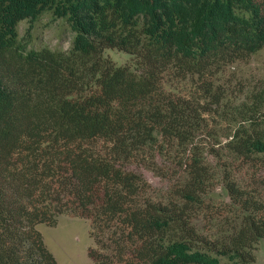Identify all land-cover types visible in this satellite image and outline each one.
Segmentation results:
<instances>
[{
  "label": "trees",
  "instance_id": "obj_1",
  "mask_svg": "<svg viewBox=\"0 0 264 264\" xmlns=\"http://www.w3.org/2000/svg\"><path fill=\"white\" fill-rule=\"evenodd\" d=\"M44 10L66 49L18 35ZM262 46L264 0H0V264H60L35 225L66 211L88 218L93 264H251L263 205L229 173L208 201V154L264 162V87L233 103L212 78ZM167 68L190 89L165 90ZM166 144L182 176L162 199L129 164L165 175Z\"/></svg>",
  "mask_w": 264,
  "mask_h": 264
},
{
  "label": "rangeland",
  "instance_id": "obj_2",
  "mask_svg": "<svg viewBox=\"0 0 264 264\" xmlns=\"http://www.w3.org/2000/svg\"><path fill=\"white\" fill-rule=\"evenodd\" d=\"M17 29L18 35L25 39L29 45L35 47L46 45L51 48L66 49L74 34L64 18H52L49 10L42 11L31 20L29 18L19 20ZM103 54L118 64H132L134 61L132 53L116 47H105ZM212 78L215 84H219L224 89L225 100L233 103L245 99L252 90L263 88L264 46L245 59H237L223 65ZM191 82L190 76H179L174 73L172 68H167L163 72L162 85L165 90L184 93L190 89ZM196 139L202 140L201 142L205 144H208L207 140H209L204 134H199ZM147 149L146 151H149ZM208 158L212 167L220 170V175L215 179L211 191L213 198L209 197L208 201H216L221 198L229 200L223 188V175L229 173V176L237 184L248 190L263 205L262 210H264V162L262 160H247L231 155L217 160L210 154H208ZM175 159L174 147L166 144L162 153L156 155L157 162L166 172L165 175L155 173L145 165L144 161L133 162L129 166L141 173L149 182L151 190L148 192H151L152 196L165 199L169 188H171V182H176L182 176V170ZM35 226L40 230L44 244L53 253L58 263L93 264L87 253L88 246L93 243L89 234L88 218L66 211L58 214L57 222L53 225L38 222ZM253 252L255 257L251 264H264L262 239L255 243ZM220 258L222 264H233L225 256Z\"/></svg>",
  "mask_w": 264,
  "mask_h": 264
}]
</instances>
